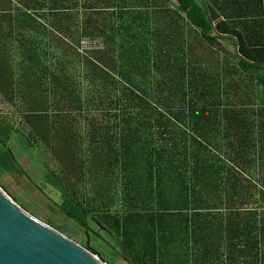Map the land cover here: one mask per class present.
I'll list each match as a JSON object with an SVG mask.
<instances>
[{"label":"trees","instance_id":"1","mask_svg":"<svg viewBox=\"0 0 264 264\" xmlns=\"http://www.w3.org/2000/svg\"><path fill=\"white\" fill-rule=\"evenodd\" d=\"M0 92V177L43 146L128 264H264V0H0Z\"/></svg>","mask_w":264,"mask_h":264},{"label":"rangeland","instance_id":"2","mask_svg":"<svg viewBox=\"0 0 264 264\" xmlns=\"http://www.w3.org/2000/svg\"><path fill=\"white\" fill-rule=\"evenodd\" d=\"M223 45L226 50L234 51V47L229 41L223 42ZM69 52V58L77 60L75 52ZM220 56L224 55L220 52ZM20 112V108L18 109L17 106L6 100L0 92V115L12 121L19 128L21 126ZM10 146L22 168V176L15 170H6L0 177V184L7 187L18 198L19 203L28 208L33 217L45 224L52 225L50 227L81 246L90 245L106 264H128L123 260L114 237L110 236L97 223L89 220V231H87L85 227L78 225L72 218L59 211L61 193L44 180V173L59 170L58 162L52 155L40 145L26 148L17 137L12 139Z\"/></svg>","mask_w":264,"mask_h":264},{"label":"water","instance_id":"3","mask_svg":"<svg viewBox=\"0 0 264 264\" xmlns=\"http://www.w3.org/2000/svg\"><path fill=\"white\" fill-rule=\"evenodd\" d=\"M0 264L106 263L99 254L23 210L0 187Z\"/></svg>","mask_w":264,"mask_h":264},{"label":"built area","instance_id":"4","mask_svg":"<svg viewBox=\"0 0 264 264\" xmlns=\"http://www.w3.org/2000/svg\"><path fill=\"white\" fill-rule=\"evenodd\" d=\"M101 48L99 40L89 37H82L78 46L79 52L84 55L100 50Z\"/></svg>","mask_w":264,"mask_h":264},{"label":"crops","instance_id":"5","mask_svg":"<svg viewBox=\"0 0 264 264\" xmlns=\"http://www.w3.org/2000/svg\"><path fill=\"white\" fill-rule=\"evenodd\" d=\"M222 44H223V42H222Z\"/></svg>","mask_w":264,"mask_h":264}]
</instances>
